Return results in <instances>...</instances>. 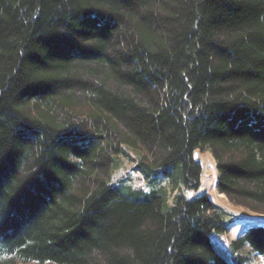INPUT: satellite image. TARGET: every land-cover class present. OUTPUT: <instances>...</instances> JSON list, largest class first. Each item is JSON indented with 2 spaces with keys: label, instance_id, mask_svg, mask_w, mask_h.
I'll return each instance as SVG.
<instances>
[{
  "label": "trees",
  "instance_id": "trees-1",
  "mask_svg": "<svg viewBox=\"0 0 264 264\" xmlns=\"http://www.w3.org/2000/svg\"><path fill=\"white\" fill-rule=\"evenodd\" d=\"M206 147L264 214V0H0V264H264Z\"/></svg>",
  "mask_w": 264,
  "mask_h": 264
},
{
  "label": "rangeland",
  "instance_id": "rangeland-1",
  "mask_svg": "<svg viewBox=\"0 0 264 264\" xmlns=\"http://www.w3.org/2000/svg\"><path fill=\"white\" fill-rule=\"evenodd\" d=\"M196 153L202 163L201 185L197 191H189L188 193L189 195H194L196 193L206 192L212 201L228 213L227 218L229 224L228 221L227 224L229 229L222 233L214 231L211 233V240L216 248L231 261L232 256L228 250L229 242L247 227L258 224L264 225V214L254 212L241 204L233 203L224 193L219 192L217 190L218 172L210 148L206 147L203 150L197 149ZM133 165L134 160L132 162L129 159H125L122 162V166L113 173L114 178L125 177L127 183L134 186H145L142 174L140 171L133 169Z\"/></svg>",
  "mask_w": 264,
  "mask_h": 264
}]
</instances>
